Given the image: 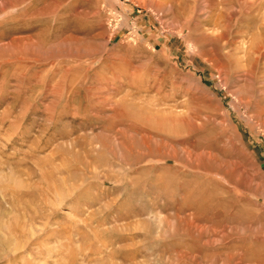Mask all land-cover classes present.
I'll list each match as a JSON object with an SVG mask.
<instances>
[{"label":"rangeland","instance_id":"374dc122","mask_svg":"<svg viewBox=\"0 0 264 264\" xmlns=\"http://www.w3.org/2000/svg\"><path fill=\"white\" fill-rule=\"evenodd\" d=\"M0 264H264V0H0Z\"/></svg>","mask_w":264,"mask_h":264}]
</instances>
